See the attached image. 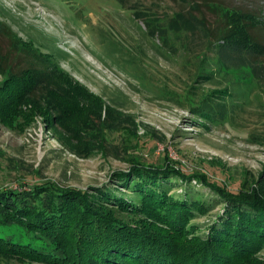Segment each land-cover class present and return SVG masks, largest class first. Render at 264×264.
Segmentation results:
<instances>
[{
  "label": "rangeland",
  "instance_id": "obj_1",
  "mask_svg": "<svg viewBox=\"0 0 264 264\" xmlns=\"http://www.w3.org/2000/svg\"><path fill=\"white\" fill-rule=\"evenodd\" d=\"M186 1L0 0V25L12 29L13 43L52 54L59 68L56 85L34 90L47 88L44 97L23 99L0 119L1 188L51 183L126 194L113 175L136 162L204 174L235 193L244 186L247 198L264 203V55L227 48L225 56L212 46L220 14L234 11L196 12L214 36L170 30ZM208 1L253 13L264 41V0ZM7 75L0 71V84ZM202 103L214 108V121L198 115ZM175 187L215 202L199 180ZM219 213L222 205L193 224L205 231ZM9 236L28 241L21 229L0 227ZM2 254L0 264H49ZM253 262L264 264V247Z\"/></svg>",
  "mask_w": 264,
  "mask_h": 264
},
{
  "label": "trees",
  "instance_id": "obj_2",
  "mask_svg": "<svg viewBox=\"0 0 264 264\" xmlns=\"http://www.w3.org/2000/svg\"><path fill=\"white\" fill-rule=\"evenodd\" d=\"M186 2L189 9L171 19L170 30H210L214 36L215 29H209L196 12L202 6L214 12L234 11L220 14L224 26L216 29L212 46L225 56L228 49L248 57L264 55V41L256 33L263 25L253 13L208 0ZM11 31L0 25V39L8 46L5 51L0 48V71L8 72L0 84V119L16 112L23 99L44 97L47 88L34 90L56 85L53 75L59 73L52 54L32 46L20 48ZM217 106L225 111V104ZM195 110L206 120H215L211 105L202 103ZM201 175L135 162L128 172L113 175L126 194L116 193L115 187L83 191L51 183L29 189L22 184L17 189L0 187V227H17L28 239L0 237V255L7 252L49 264H255L254 255L264 247V203L247 198L251 192L244 186L235 193L225 185L206 183L210 178ZM192 179L213 192L214 203L191 198L190 192L184 196L174 192L175 183L191 184ZM217 205H222V213L205 231L193 224Z\"/></svg>",
  "mask_w": 264,
  "mask_h": 264
}]
</instances>
